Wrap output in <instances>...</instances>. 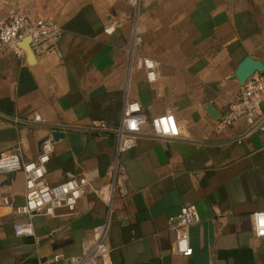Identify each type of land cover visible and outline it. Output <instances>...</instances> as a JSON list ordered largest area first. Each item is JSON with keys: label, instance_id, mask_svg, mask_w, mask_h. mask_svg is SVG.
<instances>
[{"label": "crops", "instance_id": "obj_1", "mask_svg": "<svg viewBox=\"0 0 264 264\" xmlns=\"http://www.w3.org/2000/svg\"><path fill=\"white\" fill-rule=\"evenodd\" d=\"M13 13L51 20L62 37L58 54L35 56L28 38L18 43L22 57L0 54V155L20 145L21 160L33 161L58 132L46 180L89 173L101 189L125 103H138L146 123L119 157L127 194L109 208L88 192L73 215L36 216L33 236L14 230L25 220L13 210L24 201V174L0 175V264L79 255L104 223L112 264H264L253 225L264 212V104L254 127L215 129L239 96L238 65L247 57L264 65V0H0V20ZM139 59L153 63L152 80ZM163 115L178 138L152 135L149 120ZM95 123L107 130L93 131ZM189 205L200 221L189 227L190 253L175 255L168 218Z\"/></svg>", "mask_w": 264, "mask_h": 264}, {"label": "built area", "instance_id": "obj_2", "mask_svg": "<svg viewBox=\"0 0 264 264\" xmlns=\"http://www.w3.org/2000/svg\"><path fill=\"white\" fill-rule=\"evenodd\" d=\"M136 6L138 0H127ZM109 32V29H106ZM62 37L61 28L51 20L32 22L19 13H13L6 19L0 20V54L11 53L14 57L23 56L18 43L28 38L29 46L35 56L58 54V42ZM137 66L145 68L148 80L153 79L154 65L147 59H139ZM264 104V73L253 74L241 87L238 98L233 101L215 125L216 131L231 126L238 121H244L249 127H254L262 116ZM34 121L40 122L39 117ZM146 123L140 106L136 102H126L120 123L112 132L115 135V158L109 168L110 182L101 189L92 185V175L82 173L70 177L57 185H51L46 180V165L54 151V142L47 137L40 144L39 153L33 161L21 160L22 147L12 148L0 155V175L22 172L25 178L24 201L22 205L14 207V213L24 217V222L15 225L18 236H33L32 220L36 216H53L56 211L63 209L69 215L77 211L79 201L88 192L94 193L111 208L116 195L124 197L126 192V169L119 157L136 147L140 126ZM152 135L160 138H178V127L171 115L156 116L149 120ZM93 131L104 132L107 129L102 123H95ZM264 130V125L262 126ZM106 188V190H105ZM105 190V191H104ZM2 204L9 206L11 200L4 196ZM200 221L195 205H189L168 218V227L174 235L173 253L187 256L190 253L189 227ZM253 225L258 237H264V212L253 215ZM108 231L107 223L93 229V237L81 243V253L76 256L63 257L53 254L45 264H112L111 251L105 243Z\"/></svg>", "mask_w": 264, "mask_h": 264}, {"label": "water", "instance_id": "obj_3", "mask_svg": "<svg viewBox=\"0 0 264 264\" xmlns=\"http://www.w3.org/2000/svg\"><path fill=\"white\" fill-rule=\"evenodd\" d=\"M255 73H264V65L260 61L247 57L238 65L237 70L235 72V76L239 84L243 86L245 81ZM208 111L210 112L209 109ZM51 136L52 139L56 141L57 139L61 138L62 135L58 132H53Z\"/></svg>", "mask_w": 264, "mask_h": 264}]
</instances>
